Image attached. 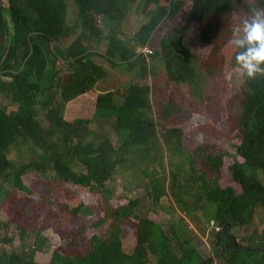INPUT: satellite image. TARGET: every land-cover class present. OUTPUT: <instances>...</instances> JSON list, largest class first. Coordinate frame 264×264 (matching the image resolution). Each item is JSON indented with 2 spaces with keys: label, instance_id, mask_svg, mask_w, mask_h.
Returning <instances> with one entry per match:
<instances>
[{
  "label": "trees",
  "instance_id": "obj_1",
  "mask_svg": "<svg viewBox=\"0 0 264 264\" xmlns=\"http://www.w3.org/2000/svg\"><path fill=\"white\" fill-rule=\"evenodd\" d=\"M71 1L79 34L63 48L74 31L66 23L65 0H0V95L13 106L9 111L0 106V200L11 190L28 192L24 175L45 181L57 194L73 184L99 195L102 216L94 228L107 225L105 236L90 237L85 250L78 251L76 240H70L67 248L56 247L50 264H213L211 254H202L201 221L218 229H212V243L215 259L224 261L219 264H264V231L248 233L247 240L255 239L245 246L241 243L245 238L230 233L232 229L248 232L257 219L264 222V75L249 79L244 71L238 95L233 127L239 143L228 172L239 194L219 181L226 153L199 147L187 154L182 130L168 128L153 117L151 99L157 98L159 104L166 95L133 83L155 76L160 63L175 85L193 86L198 63L205 69L207 65L234 69L236 55L244 49L230 43L231 15L238 10L248 14L255 8L264 10V0H190L183 27L170 26L159 46L157 30L184 11L185 0H142L139 11L144 21L134 34L126 33L122 25L136 0ZM188 23L197 26L202 46L211 47L203 61H196L182 43ZM96 57L121 72L138 69L131 80L96 97L91 119L65 121L66 104L107 76ZM103 123L115 132L116 146ZM166 150L172 156L163 154ZM165 158L168 169L162 166ZM198 163L202 170L197 175ZM124 169H133L129 175L133 188L149 185L152 193L147 195L154 201L171 198L170 209L177 205L193 226L175 212L182 223L167 229L145 215L136 216L137 199L113 207L114 193L107 182ZM82 207L78 201L72 213L77 215ZM132 216L136 242L125 252L121 225ZM25 232L19 230L20 243L15 247L12 237L0 238V244L7 246L0 247V264H42L34 260L42 247L37 241L28 244ZM197 239L201 241L194 242Z\"/></svg>",
  "mask_w": 264,
  "mask_h": 264
},
{
  "label": "rangeland",
  "instance_id": "obj_2",
  "mask_svg": "<svg viewBox=\"0 0 264 264\" xmlns=\"http://www.w3.org/2000/svg\"><path fill=\"white\" fill-rule=\"evenodd\" d=\"M65 1L68 5L66 23L68 27L74 28V31L62 43L63 48L67 47L79 34L76 28V8L71 0ZM141 1L136 0L132 6L134 10L129 13V16L123 22L122 28L126 33L134 34L144 21L141 19L142 10L139 11ZM245 1L248 3L253 2V0ZM189 2L190 0H185L184 11L157 30L155 39L158 46L170 26H174L177 30L183 27ZM253 18V14L244 13L240 10L232 13L230 18V31L233 33L231 41L240 38L239 35H234V33L242 31L243 22ZM197 31V26L194 23H188L182 43L191 52L195 60L200 62L205 59L211 47L202 46ZM100 51L102 52L103 49ZM94 61L105 67L107 76L99 81L94 89L66 104L63 113L65 121L91 119L98 93L116 90L126 81L131 80L134 71L138 69V66H136L133 73H126L116 68H110V65L99 57H96ZM229 68V70H224L218 65H207L205 69L198 63L197 68L195 67L196 82L193 86L188 83L175 85L165 76L164 65L160 63L156 65L157 74L155 76L143 77L140 80L136 79L133 83L135 82L140 86L154 87L158 96L166 95L162 96L159 104L156 103L157 98L156 101L154 98L151 99L153 102V117L154 119L163 120L168 128L182 130L181 142L187 154L199 147L209 148L207 149L208 152L226 153L221 159L219 181L222 186L233 187L235 192L239 194L241 190L231 181L228 167L233 162L231 157L235 153L234 146L239 143L238 132L234 129L233 123L238 111V95L244 80L243 72L245 70L237 62L234 69ZM209 73H212L211 76H208ZM0 106L7 111L13 109V106H10L8 100L2 95H0ZM102 125L109 134L112 144L116 146V134L112 131L110 124L103 123ZM91 126L95 127L96 125L91 122ZM163 154L172 156L168 150ZM169 163L165 158L162 166L168 169ZM76 170L80 171L83 168L78 167ZM132 170H118L110 179L111 181L107 182L110 190L114 193V199L111 200L113 207L126 206L129 201L137 199L138 203L134 215H145L155 223L164 225V229L172 224L182 223L178 215L184 217L187 221L185 215L179 212L177 205L174 204L176 208L172 207L170 209L173 203L171 198L168 199L164 196L158 201H154L151 196H148L149 193H152L149 185H145V187L134 185L133 188L130 184L134 181H130L129 176ZM194 170L198 175L202 170V166L198 163L194 166ZM21 179L28 192L11 190L3 200H0V238L12 237L13 247L20 243L19 230L24 229L26 231L23 235L25 241L30 245L35 244L34 241H37V244L42 247L41 250L35 252L34 260L42 264H50L51 253L56 247L63 246L67 248L71 245L70 240H76L78 251L85 250L88 247L87 240L90 237L95 234L105 236L108 230L107 225L94 228L97 219L102 216L103 208L98 206L99 195L73 184H66L64 191L57 194L53 192L48 184H44L45 181L37 180L34 175H24ZM78 201L82 202L83 207L76 215L72 213V208L78 204ZM172 209L177 210L173 211ZM174 212L178 215H174ZM134 220V216H132L121 225L120 239L122 249L125 252H130L136 242L133 236ZM187 223L190 227L193 226L188 221ZM204 225L206 229L203 228ZM200 228L204 232V236L201 237L205 245L202 249L203 256L208 257L211 254V257H217L216 252L213 250L215 248L212 241L215 240V236L212 229H218L214 227L213 223L209 222L207 224L205 221L200 222ZM253 230L257 233L263 232L264 222L260 223L257 219L248 232L245 229H232L230 233L240 239L245 238L241 242L245 246L254 243L255 238H248V240L246 238L249 235L248 233ZM210 231L213 233H210ZM201 240L197 239L194 242ZM1 246L7 247L5 244H0Z\"/></svg>",
  "mask_w": 264,
  "mask_h": 264
},
{
  "label": "clouds",
  "instance_id": "obj_3",
  "mask_svg": "<svg viewBox=\"0 0 264 264\" xmlns=\"http://www.w3.org/2000/svg\"><path fill=\"white\" fill-rule=\"evenodd\" d=\"M254 18L243 22L242 31L234 33L240 38L230 43L244 49L237 53L236 62L246 71L249 79H255L257 73L264 75V10L253 9Z\"/></svg>",
  "mask_w": 264,
  "mask_h": 264
},
{
  "label": "crops",
  "instance_id": "obj_4",
  "mask_svg": "<svg viewBox=\"0 0 264 264\" xmlns=\"http://www.w3.org/2000/svg\"><path fill=\"white\" fill-rule=\"evenodd\" d=\"M108 92H113V90H109ZM103 93H104V92H99L98 95H99V94H103ZM98 95H97V96H98ZM97 96H96V97H97ZM237 243H238V241H237ZM212 258H215V256L212 257ZM220 261H222V260H220ZM220 261L214 259L213 264H219V263H221ZM222 262L224 263V261H222Z\"/></svg>",
  "mask_w": 264,
  "mask_h": 264
},
{
  "label": "water",
  "instance_id": "obj_5",
  "mask_svg": "<svg viewBox=\"0 0 264 264\" xmlns=\"http://www.w3.org/2000/svg\"><path fill=\"white\" fill-rule=\"evenodd\" d=\"M234 244L236 245L237 244V241H235Z\"/></svg>",
  "mask_w": 264,
  "mask_h": 264
},
{
  "label": "built area",
  "instance_id": "obj_6",
  "mask_svg": "<svg viewBox=\"0 0 264 264\" xmlns=\"http://www.w3.org/2000/svg\"><path fill=\"white\" fill-rule=\"evenodd\" d=\"M146 51V50H145Z\"/></svg>",
  "mask_w": 264,
  "mask_h": 264
}]
</instances>
